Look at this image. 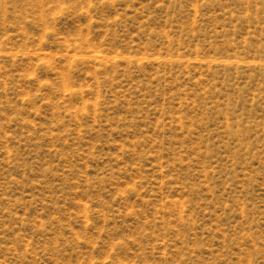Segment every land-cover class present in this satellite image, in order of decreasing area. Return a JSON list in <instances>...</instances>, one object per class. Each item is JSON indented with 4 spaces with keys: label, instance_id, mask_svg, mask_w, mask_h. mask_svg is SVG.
I'll return each mask as SVG.
<instances>
[{
    "label": "rangeland",
    "instance_id": "1",
    "mask_svg": "<svg viewBox=\"0 0 264 264\" xmlns=\"http://www.w3.org/2000/svg\"><path fill=\"white\" fill-rule=\"evenodd\" d=\"M0 264H264V0H0Z\"/></svg>",
    "mask_w": 264,
    "mask_h": 264
}]
</instances>
